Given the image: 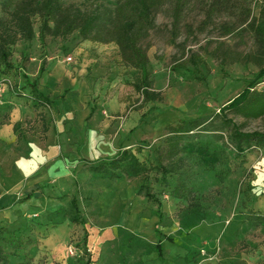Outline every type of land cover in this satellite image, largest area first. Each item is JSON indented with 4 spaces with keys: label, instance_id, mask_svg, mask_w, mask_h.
Wrapping results in <instances>:
<instances>
[{
    "label": "rangeland",
    "instance_id": "374dc122",
    "mask_svg": "<svg viewBox=\"0 0 264 264\" xmlns=\"http://www.w3.org/2000/svg\"><path fill=\"white\" fill-rule=\"evenodd\" d=\"M126 1L65 0L100 14L90 40L78 31L42 33V19L33 17V39L15 35L8 67L0 68V177L19 162L26 172L14 201L0 209L8 263L264 264V222L251 219L264 216V149L238 155L231 126L216 115L258 74L242 61L258 49L253 34L238 23V11L213 12L214 0H184L175 33L177 0H157L140 44L160 97L145 100L140 71L109 36L130 15ZM262 4L251 0L253 15ZM0 18L10 22L2 12ZM98 65L104 71L94 75ZM200 117L209 120L177 141L207 142L224 160L207 168L181 153L174 158L180 167L163 177L169 128ZM228 118L245 131H264V117ZM123 148L149 169L145 177L110 180L91 171ZM74 215L84 226L71 221Z\"/></svg>",
    "mask_w": 264,
    "mask_h": 264
},
{
    "label": "trees",
    "instance_id": "16d2710c",
    "mask_svg": "<svg viewBox=\"0 0 264 264\" xmlns=\"http://www.w3.org/2000/svg\"><path fill=\"white\" fill-rule=\"evenodd\" d=\"M156 1L127 0L123 6V11L125 7H128L130 15L118 22L109 32L110 41L119 46L124 60L140 71V84L137 85V89L141 91L145 100H156L160 97V94L152 89V81L148 70L149 58L140 44L141 39L153 27L152 13ZM183 5L184 0L176 1L174 12L175 33L183 11ZM220 8L233 14L235 13L232 11H238V23L246 25L247 29L253 34L258 46L255 53L247 54L242 58L245 64L252 63L258 66V74L248 82L236 97L220 109L219 114H216L223 118V123L231 126L229 132L230 143L237 154L242 155L253 149H264V131H245L242 125L228 118L229 112L247 120H257L264 117V88H258L259 81L264 78V0L258 16L253 15L251 0H214L212 11H219ZM0 12L10 19V22H6L0 18V68L1 66L8 67L11 55L10 46L16 41L15 35L20 34L27 40L33 39V17L39 16L42 19V33H49L55 37H66L78 31L83 40L95 39L94 35L100 27L101 17L96 11H86L67 5L65 0H2ZM9 23L13 24L15 32H10ZM50 24H53V27ZM227 31L230 33V28ZM29 84L33 85L31 82ZM40 95L48 103L52 102L48 96ZM208 120L209 117H200L188 121L182 120L169 128L172 137L167 140V150L159 159V167L163 171V177L180 167L179 164L182 159L179 158L174 162V158L181 153L197 157L207 168H213L224 160L225 152L207 142L192 141L180 146V142L177 141L181 135L200 130ZM163 158L170 160L172 165L170 169L163 165ZM91 171L103 174L110 180H115L121 175L145 177L149 169L132 150L123 148L114 156L101 161L96 166H92ZM181 193L177 194V198L183 197ZM147 196L150 197V194L148 193ZM31 197L28 196L26 199ZM158 213L160 222H162L164 214L160 210ZM251 219H254L257 225L264 222V216L260 215ZM71 221L84 226V222L78 215H74ZM157 247L160 248V243L157 244ZM8 256L9 254L0 242V264H9Z\"/></svg>",
    "mask_w": 264,
    "mask_h": 264
},
{
    "label": "crops",
    "instance_id": "0c3cea01",
    "mask_svg": "<svg viewBox=\"0 0 264 264\" xmlns=\"http://www.w3.org/2000/svg\"><path fill=\"white\" fill-rule=\"evenodd\" d=\"M104 68L100 65L93 69L94 75H101ZM22 162L15 165L14 172L10 177H0V209L7 207L13 202V191L17 184L25 177V170L22 169Z\"/></svg>",
    "mask_w": 264,
    "mask_h": 264
},
{
    "label": "built area",
    "instance_id": "2783aa9c",
    "mask_svg": "<svg viewBox=\"0 0 264 264\" xmlns=\"http://www.w3.org/2000/svg\"><path fill=\"white\" fill-rule=\"evenodd\" d=\"M67 60H68L69 62H72V61H73V57L69 56Z\"/></svg>",
    "mask_w": 264,
    "mask_h": 264
}]
</instances>
